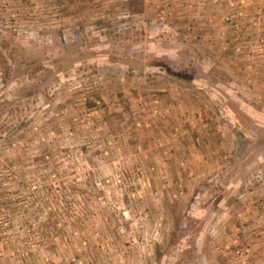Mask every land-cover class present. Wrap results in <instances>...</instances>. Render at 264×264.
Returning <instances> with one entry per match:
<instances>
[{
  "label": "rangeland",
  "instance_id": "rangeland-1",
  "mask_svg": "<svg viewBox=\"0 0 264 264\" xmlns=\"http://www.w3.org/2000/svg\"><path fill=\"white\" fill-rule=\"evenodd\" d=\"M169 1L0 0V221L22 190L86 264L245 263L264 0H211L214 23L187 18L205 0H182L187 17Z\"/></svg>",
  "mask_w": 264,
  "mask_h": 264
},
{
  "label": "crops",
  "instance_id": "crops-1",
  "mask_svg": "<svg viewBox=\"0 0 264 264\" xmlns=\"http://www.w3.org/2000/svg\"><path fill=\"white\" fill-rule=\"evenodd\" d=\"M181 1L182 0H171L169 1L171 3L167 2L166 5H169V7L173 9V13L177 11V14L182 13L183 16L187 17L190 11L182 6ZM212 2L211 0L203 1L200 6H196L195 9H193V12L191 11L194 16H189L187 18L200 21L199 18H203V15L200 14L202 13L206 14V20H208L209 23L217 22L216 15H210V13L212 14L218 10V7ZM224 4L226 5V3ZM162 6L165 8V5ZM186 17H184V19H186ZM246 29L249 30L250 27L246 26ZM255 30L257 31L258 28ZM260 188L261 191H259V193L261 196L259 199L264 203V187ZM18 192L23 194L19 193V195H17L20 202L18 204L19 209L16 208L13 211L11 209V215L13 217H5L0 221V264H19L18 260L15 262L10 255L2 253V247H10L11 245L21 247L23 251L20 264H86L90 261L89 258L86 257L88 253L85 250L77 252L79 247H76L75 242L72 241L73 238H67L63 233L59 235V232L56 231L57 229L61 231L59 228V221L54 223H52L53 221H46L45 227H42V231L39 230L38 221L40 220L35 214L38 212L43 213V211L39 210L41 200L44 201V194H38L36 197L37 200L26 201L29 196H26L22 190ZM4 196L6 198L5 202L11 205L12 202H10V200H12V196L7 194ZM50 197L53 196L50 195ZM257 205L250 206V209L247 210L248 213L250 211V213L247 214L250 215V217L252 216V221L246 223V228L242 229L243 226L239 225L241 230L240 241L247 251L244 256L245 260H243V263L245 262L244 264H264V204H262L263 208L260 210L256 207ZM48 208V213L55 214L54 207L48 206ZM224 213L228 215V210L224 211ZM64 220L68 222V224L66 223L67 226L63 227L64 229L71 226V221L68 218ZM225 227H228L230 230L236 229L235 224L231 225V223H227ZM74 253H79L81 258L75 260L72 255ZM10 254H12V252Z\"/></svg>",
  "mask_w": 264,
  "mask_h": 264
},
{
  "label": "built area",
  "instance_id": "built-area-1",
  "mask_svg": "<svg viewBox=\"0 0 264 264\" xmlns=\"http://www.w3.org/2000/svg\"><path fill=\"white\" fill-rule=\"evenodd\" d=\"M242 252H243V255H245V254L247 253L246 248H244V249L242 250Z\"/></svg>",
  "mask_w": 264,
  "mask_h": 264
}]
</instances>
